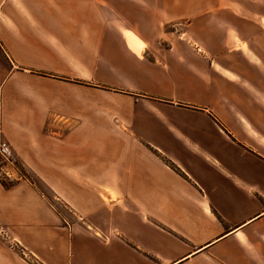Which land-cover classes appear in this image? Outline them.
<instances>
[{"label": "crops", "instance_id": "1", "mask_svg": "<svg viewBox=\"0 0 264 264\" xmlns=\"http://www.w3.org/2000/svg\"><path fill=\"white\" fill-rule=\"evenodd\" d=\"M0 140V264H264V0H0Z\"/></svg>", "mask_w": 264, "mask_h": 264}, {"label": "built area", "instance_id": "2", "mask_svg": "<svg viewBox=\"0 0 264 264\" xmlns=\"http://www.w3.org/2000/svg\"><path fill=\"white\" fill-rule=\"evenodd\" d=\"M24 179L28 177L13 146L7 140H0V181L10 184Z\"/></svg>", "mask_w": 264, "mask_h": 264}, {"label": "rangeland", "instance_id": "3", "mask_svg": "<svg viewBox=\"0 0 264 264\" xmlns=\"http://www.w3.org/2000/svg\"><path fill=\"white\" fill-rule=\"evenodd\" d=\"M25 174H26V176L28 177V179L30 180V181H32V179L30 178V176L29 175H27V173L25 172ZM50 199H51V203L55 206V208L58 210V211H60V212H63V213H68L69 212V210H67L65 207H63V205H61L56 199H55V197L52 195V194H50ZM19 245H20V243L19 242H13V246H12V248L13 249H15V250H18L19 249ZM19 251H24V249L22 248V249H20ZM22 253H24V252H22Z\"/></svg>", "mask_w": 264, "mask_h": 264}, {"label": "trees", "instance_id": "4", "mask_svg": "<svg viewBox=\"0 0 264 264\" xmlns=\"http://www.w3.org/2000/svg\"><path fill=\"white\" fill-rule=\"evenodd\" d=\"M5 186H8L6 183L4 184Z\"/></svg>", "mask_w": 264, "mask_h": 264}]
</instances>
